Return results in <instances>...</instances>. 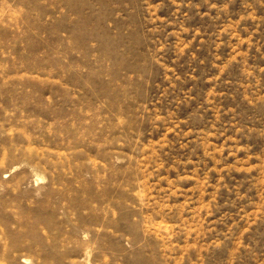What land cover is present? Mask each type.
<instances>
[{"label":"rangeland","instance_id":"374dc122","mask_svg":"<svg viewBox=\"0 0 264 264\" xmlns=\"http://www.w3.org/2000/svg\"><path fill=\"white\" fill-rule=\"evenodd\" d=\"M0 264H264V0H0Z\"/></svg>","mask_w":264,"mask_h":264}]
</instances>
